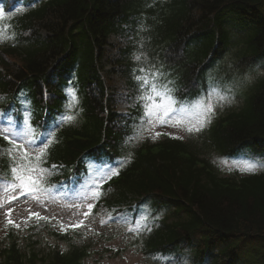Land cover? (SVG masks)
<instances>
[{"label":"trees","instance_id":"obj_1","mask_svg":"<svg viewBox=\"0 0 264 264\" xmlns=\"http://www.w3.org/2000/svg\"><path fill=\"white\" fill-rule=\"evenodd\" d=\"M130 17L144 29L139 39L150 63L177 90L200 83L225 55L234 56L238 69L233 71L252 77L253 87L240 110L219 116L220 122L207 129L187 139L163 135L154 144L144 143L142 151L134 149L129 167L112 185H104L106 207L135 200L149 201L157 210L174 208L177 219L145 237V254L190 256L193 264H264V174L221 175L210 157L264 147V80L254 68L264 58V0H47L18 17L15 41L0 47V90L22 95L36 118L44 107L63 109L66 88L76 90L80 123L62 129L45 163L57 164L55 180H67L81 171L87 156L102 155L107 148L127 154L129 147L119 146V115L106 92L102 58L116 22ZM125 66L121 75L132 70ZM0 143L5 146L1 137ZM11 229L0 235V264H90L92 252L101 251L49 227L48 235L69 247L40 253L34 240L21 242Z\"/></svg>","mask_w":264,"mask_h":264},{"label":"rangeland","instance_id":"obj_2","mask_svg":"<svg viewBox=\"0 0 264 264\" xmlns=\"http://www.w3.org/2000/svg\"><path fill=\"white\" fill-rule=\"evenodd\" d=\"M3 11L5 13V19L1 21L2 23H0V26L7 24L13 27L15 23L12 22L11 19L15 16L14 12L5 11L4 9ZM112 39L114 43L120 40V36H113ZM121 40L122 43H124L128 41V38H121ZM108 50L109 54H107V57L110 55L112 57L117 56L116 49L109 47ZM142 61L143 59L140 62ZM109 68L110 65L107 66V69ZM117 78L118 79L115 78L112 82L111 88L115 89L113 94L118 98L120 109L125 111L131 104L130 98H133V101L136 102L141 93L139 95L136 92L137 86L135 87V85L134 87L126 86V79ZM136 82L135 80V84ZM114 86H118L117 89L114 88ZM122 87L124 88L123 90ZM128 91L129 94L134 93V95H127ZM70 101L71 97L69 103ZM240 102L241 99L239 101L237 97H232L230 103H225L223 107L217 108L216 112L239 106ZM70 111L76 115L77 121L79 111L76 109V106L72 107ZM0 114H2L1 110ZM140 123L141 121H139L138 124ZM3 126H6V124L0 125V127ZM151 131L152 134L155 132H169L172 135L180 136H186L188 134L183 126L174 127L170 124H158ZM143 136L145 138L150 135L148 132H144ZM29 150L31 151L32 149ZM263 161L264 151H256L252 148L245 149L237 157L217 160L222 170L229 171L237 168L245 174L263 170L264 166L262 165L264 164H261ZM249 164H256V170L252 172L247 171L246 169ZM104 171L105 170L100 169L99 166L93 164L89 166V170L81 177V180L78 181L76 178H73L69 184H62L59 186H56L55 183L49 185L48 181L51 178V174H49L46 186L49 187L51 191L47 195H42L39 201L34 199L32 195L22 194L20 189H17L15 192L3 194L5 200L3 206L0 207V233L4 231L9 219L13 220L15 224L20 225L23 232L26 234L43 231L45 224H53L56 226L60 224V222H63V224L66 225L75 224L83 220L84 227L80 228L81 234L77 239H80L81 242L93 243V251L96 248L101 250L100 252H92L89 258L91 264H193L191 257H185L181 260L176 258L163 260L162 257L148 256L142 252L143 237L155 222L169 215L167 209L162 210L158 214H153L152 211L145 206L138 217L132 220L133 217L131 212L126 208H123L117 214L113 215L104 208L96 205L97 198L92 195V192L96 191V188H93L92 184L88 183L92 182L93 177L102 176ZM0 179H3L1 173ZM11 196H16L17 199H10ZM90 203L93 204L94 207L91 209L90 214L85 217L83 213L89 211L87 205ZM31 213H39L40 217L46 219L32 217L30 215ZM34 226L36 227L34 228ZM29 227H31L30 230H28ZM38 233L37 238H39V242H42L43 245L48 242L56 243L55 239H47L46 237L43 239L41 235L44 233ZM61 245H64V243H61ZM106 246H109L111 249L105 251ZM115 250H117V253H114Z\"/></svg>","mask_w":264,"mask_h":264},{"label":"snow or ice","instance_id":"obj_3","mask_svg":"<svg viewBox=\"0 0 264 264\" xmlns=\"http://www.w3.org/2000/svg\"><path fill=\"white\" fill-rule=\"evenodd\" d=\"M147 6L151 7L152 5ZM4 19L5 13L0 7V21ZM15 37L16 33L12 30L11 25L0 26V43L14 40ZM132 59L139 62L142 59L147 60V57L143 54H134ZM134 71L139 72L133 78L139 85L142 114L139 117L141 123L134 126V135L129 137V143H138L144 138V132H148L152 139L159 137L160 132L152 134L151 131L158 124H170L174 127L183 126L189 134L199 133L212 122L217 108L223 107L225 103H230L232 99L230 95L225 94L231 91L230 88L210 82L206 92L193 100L181 101L175 96V82L168 80L167 74L160 68L148 64L145 67L134 69ZM67 93L71 97L68 108L65 113L61 114L52 128L44 133L38 132L30 123V110L22 112L16 121L9 119L7 113L0 114L6 120V126L0 127V136L9 141V148L4 151L11 160L9 165L11 180L0 179V207L3 206L5 200L3 194L15 192L17 189H20L22 194L32 195L37 201L41 199L42 195L50 193L51 189L46 186L47 177L55 172L58 166L43 167L47 162L48 151L52 144L58 143L56 131L63 125L75 123L77 119L70 109L79 103V97L75 89L69 88ZM167 135L172 134L167 133ZM174 138L183 139V137ZM17 141L20 143L17 144ZM130 160L131 156L129 155L122 159L117 166H106L102 176L92 178V187L99 189L101 185L98 181H105L119 175V169L129 163ZM256 168V164H249L246 170L252 172ZM92 195L98 199L102 193L93 191ZM10 199L14 200L17 197L11 196ZM87 207L89 211L83 213L85 217L90 214L94 205L90 203ZM30 215L46 219L40 217L39 213H31ZM8 224L16 228L20 227V225L14 224L11 219L8 220ZM82 227H84V221L80 220L78 223L62 227L61 230L67 232L68 228L79 229Z\"/></svg>","mask_w":264,"mask_h":264}]
</instances>
